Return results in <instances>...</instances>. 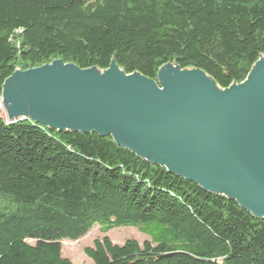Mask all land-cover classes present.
I'll use <instances>...</instances> for the list:
<instances>
[{
    "label": "trees",
    "instance_id": "16d2710c",
    "mask_svg": "<svg viewBox=\"0 0 264 264\" xmlns=\"http://www.w3.org/2000/svg\"><path fill=\"white\" fill-rule=\"evenodd\" d=\"M264 55V0H0L5 78L60 59L156 80L173 63L222 88ZM134 226L84 248L92 264H264V218L138 158L110 136L0 116V264H74L63 241ZM157 229L158 233L152 232Z\"/></svg>",
    "mask_w": 264,
    "mask_h": 264
},
{
    "label": "water",
    "instance_id": "95a60500",
    "mask_svg": "<svg viewBox=\"0 0 264 264\" xmlns=\"http://www.w3.org/2000/svg\"><path fill=\"white\" fill-rule=\"evenodd\" d=\"M6 123L96 133L203 190L264 218V55L241 82L220 87L166 63L153 80L55 59L16 69L1 85Z\"/></svg>",
    "mask_w": 264,
    "mask_h": 264
},
{
    "label": "rangeland",
    "instance_id": "374dc122",
    "mask_svg": "<svg viewBox=\"0 0 264 264\" xmlns=\"http://www.w3.org/2000/svg\"><path fill=\"white\" fill-rule=\"evenodd\" d=\"M0 116L3 117V110H0ZM153 233L157 234L158 230L153 229ZM107 236L115 244H122L126 239H136L142 242L150 238V233L143 232L134 226H120L103 232L99 223H95L91 229L82 238L76 241H63L62 254L70 259L74 264H92L90 258L84 253V248L92 245L93 240Z\"/></svg>",
    "mask_w": 264,
    "mask_h": 264
},
{
    "label": "bare ground",
    "instance_id": "6f19581e",
    "mask_svg": "<svg viewBox=\"0 0 264 264\" xmlns=\"http://www.w3.org/2000/svg\"><path fill=\"white\" fill-rule=\"evenodd\" d=\"M0 110H3L1 104H0Z\"/></svg>",
    "mask_w": 264,
    "mask_h": 264
}]
</instances>
